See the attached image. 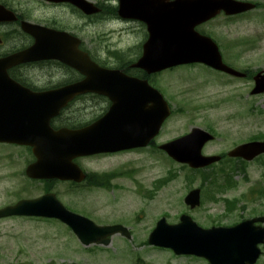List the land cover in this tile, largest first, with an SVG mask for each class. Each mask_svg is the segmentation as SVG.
Segmentation results:
<instances>
[{"label": "rangeland", "instance_id": "obj_1", "mask_svg": "<svg viewBox=\"0 0 264 264\" xmlns=\"http://www.w3.org/2000/svg\"><path fill=\"white\" fill-rule=\"evenodd\" d=\"M249 1L259 2L261 6L231 20L220 16L206 24L205 31L219 41L225 54L237 55L238 60L234 62L237 68L255 71L264 69V0ZM83 24L85 35L94 37L95 41L96 34L100 36V46L108 45L125 50L143 39L139 23L119 24L107 21L91 26ZM243 41L247 42L246 45L236 46L237 42ZM208 70L210 69L201 67L199 70L192 69L195 73H190L191 69L179 67L158 77L156 86L162 88L163 94L168 93V99L174 108L183 110L182 114H175L169 120L160 140L181 134L190 129L192 124L202 127L210 125L218 136L207 150L215 152L231 146L240 138L248 137L250 133H264V93L251 96L249 91L253 86L252 80L232 82L219 79ZM190 76H194L195 80H191ZM24 153L20 149L7 152L0 148V207L14 202L20 196L33 197L41 193L42 184H25V180L19 177H23V170L30 157ZM10 155L13 158H9ZM82 165L89 172L123 170L126 175L112 181V190L72 189L66 183H57L52 189L57 193L58 199L70 209L84 212L99 224L121 221L122 218L127 221L136 216L139 208L147 207L146 213L149 216L140 218V225L133 227L138 240L143 239V233H147L154 225V217L158 213L169 214L168 221H173L177 212L176 202L182 200L184 188H192L200 183L198 177H190V171L150 149L88 158L82 161ZM219 168L216 165L214 170ZM247 170L248 179L242 178L240 173L233 175L237 182L235 188H252L262 182L264 188V167L251 164ZM170 172L175 176L163 185H157L160 188L156 193L158 196L145 200L136 193L139 188L152 191L150 188H156V181L167 178ZM147 194L150 196L154 193ZM216 205L221 207V203ZM231 220L234 218L231 217L228 222ZM138 240L125 242L114 236L109 247H84L67 227L55 221L1 219L0 264H125V247L135 250ZM148 254L162 261L161 253Z\"/></svg>", "mask_w": 264, "mask_h": 264}, {"label": "water", "instance_id": "obj_2", "mask_svg": "<svg viewBox=\"0 0 264 264\" xmlns=\"http://www.w3.org/2000/svg\"><path fill=\"white\" fill-rule=\"evenodd\" d=\"M67 1L76 3L88 13L91 12L87 9L89 3L84 0ZM149 1L151 0H119L118 13L121 16L140 19L147 24L149 37L143 47V56L137 65L154 64L162 69L181 63L199 61L238 76L244 75L225 66L221 61L217 46L208 37L198 34L194 27L215 16L220 10L228 15L236 14L253 8V4L237 0H152L154 3ZM10 65L3 63L2 67L4 66L5 69ZM254 80L255 86L251 93L263 92L264 74L257 73ZM3 87L4 80L0 74V118L5 115L15 118L17 107L3 105ZM106 89L110 91L111 88L108 86ZM130 99H133L132 95ZM119 107L120 105L114 109H119ZM168 114V106L163 101L162 109L154 118H148L142 126L122 125L123 118H120V124L115 125L109 134L106 133L99 144L91 141L78 143L74 140L77 137L87 136L84 133L63 130L56 133L39 134L34 131L30 135L40 138L30 143L33 146L36 161L28 166L26 172L34 178L79 181L81 176L78 175L82 174L71 163L73 157L101 151H116L133 145H145L156 134L161 122ZM105 122L106 119L103 123ZM59 133L61 137L56 135ZM208 139L210 136L207 133L194 129L189 135L169 142L162 148L175 160L188 163L192 167H199L217 159V157H203L199 153L201 146ZM255 146H259L261 151L264 150V142L255 143ZM240 153L241 148L234 152V154ZM11 214H34L58 218L69 225L80 241L86 245L91 242L106 244L108 242L106 235L117 231L116 227H95L88 219L67 211L54 195L20 201L15 206L0 211V216ZM261 240L262 235L259 238L258 234L247 229V226L245 228L236 226L231 229L202 230L189 219L183 220L179 225H168L162 219L158 221L149 237L150 243L169 246L178 251H193L198 255L202 254L211 264H224L223 261L235 256H243L242 259L252 257L251 252L257 251L256 243Z\"/></svg>", "mask_w": 264, "mask_h": 264}, {"label": "flooded vegetation", "instance_id": "obj_3", "mask_svg": "<svg viewBox=\"0 0 264 264\" xmlns=\"http://www.w3.org/2000/svg\"><path fill=\"white\" fill-rule=\"evenodd\" d=\"M96 5L100 8V13L86 14L82 9L66 0H0V61L19 54L28 56V61L17 63L7 70L10 79L29 89L32 93L51 92L49 95L51 101H58L60 97L65 95L72 96V99L66 102L64 107L59 110L58 115L52 119L56 120V128L68 127L75 129L87 126L104 115L109 110L112 101L105 96L89 91L88 88L98 87L100 83L98 80H90V78L98 77V74H93L92 68L84 65L83 57L78 56V60L73 61L76 65L78 64L77 67L61 61L59 57L57 59L44 60L32 59L42 54L46 47L56 56L70 53L77 55L86 51L90 55L91 61L100 67L120 70L126 76L142 81L145 80L150 86L155 88L158 82L159 73L149 74L145 69L132 66L138 58V50L143 44L142 42H138L134 50L132 48L124 50L108 45L100 46L102 41L98 34H96V41L94 37L84 34L85 27L83 22L87 26L107 21L119 24L137 23L132 20L121 19L115 14V0H101V2L97 0ZM4 9H6V15H4ZM24 22L29 26L23 27ZM141 26L143 27L144 38L146 37L145 27L143 24ZM34 43H38L39 47L34 48ZM116 50L118 51L116 52ZM131 54L137 57L131 60ZM121 85L124 86V93L129 94L131 92L133 85L130 78L122 82ZM74 86L83 91L74 93L67 89L63 90ZM134 89L139 91L147 90L145 86H141L138 83L134 84ZM257 137V134L250 133L248 137L240 138L241 140L237 144L256 141ZM207 144L202 148L203 154H207L205 151ZM148 146L152 152L157 151L159 135L152 139ZM229 150L230 148L219 154L222 156L223 161H225ZM234 160L242 161L241 158H235ZM151 189L154 193L151 197L158 196L156 193L159 192V188ZM192 189L194 188H184V192L187 194ZM198 189L200 190L199 204L191 207L184 202V199L178 202L176 206L177 212L174 221H172L174 224H178L182 216H188L205 228L233 226L244 220L259 218H263V222H254L253 225L264 226V188H251L252 193L239 192L237 199L231 198L234 207L229 210L225 208L227 203L225 188ZM209 192L210 195H208ZM144 198L147 199L148 197L144 195ZM217 203H221V207H217ZM146 211L147 207L139 208L136 212V217L122 223H114L124 225L128 229L131 239L138 240L137 233L133 227L134 225H140L142 220L140 218L148 215ZM232 215L235 216L236 221L226 224L227 218ZM161 217L170 218L167 213H158L154 217V222L156 223ZM153 227L147 233H143V239L136 242L139 247H153L147 243ZM149 252L161 253L162 261L145 252L144 254H135L134 260L130 261V263L128 260L126 264H209L202 257L192 254H176L170 249L154 247ZM229 260L232 264H264V243L260 245L259 255L251 263L247 259L241 258Z\"/></svg>", "mask_w": 264, "mask_h": 264}]
</instances>
